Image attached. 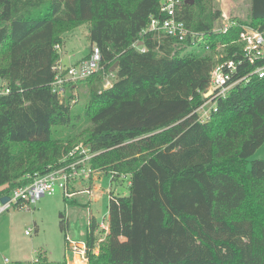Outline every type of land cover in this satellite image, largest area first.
Masks as SVG:
<instances>
[{
	"label": "trees",
	"instance_id": "16d2710c",
	"mask_svg": "<svg viewBox=\"0 0 264 264\" xmlns=\"http://www.w3.org/2000/svg\"><path fill=\"white\" fill-rule=\"evenodd\" d=\"M177 1V19L206 44L143 34L161 0H0V78L10 89L0 96L2 192L57 169L77 145L97 153L91 169L127 185L125 196L109 192L97 255L98 223L89 217L86 264H264V159L248 162L264 144V72L251 74L264 61H242L234 79L247 81L218 99L208 120L196 113L215 63L242 59V26L264 38V0H251L250 22L222 35L210 0ZM82 25L99 69L65 84L60 99L50 87L54 47ZM217 42L227 44L214 52ZM83 85L80 114L73 93ZM82 121L89 126L77 131Z\"/></svg>",
	"mask_w": 264,
	"mask_h": 264
},
{
	"label": "rangeland",
	"instance_id": "374dc122",
	"mask_svg": "<svg viewBox=\"0 0 264 264\" xmlns=\"http://www.w3.org/2000/svg\"><path fill=\"white\" fill-rule=\"evenodd\" d=\"M249 5V0H210L213 31L218 35L225 34L226 32L220 31L223 29L224 18L231 20L234 14L247 22ZM88 30V25H82L63 35L64 47L60 48V58L57 63L62 60V65H68L89 54ZM226 44L217 42L214 52L224 49ZM104 81L105 85L111 84L112 75L106 76ZM87 89V85H83L76 90V93H73L77 98L73 111L77 109L78 113H83V106L88 96ZM203 98L204 102L196 110L197 115L205 114L210 107L204 95ZM88 126L87 122L82 121L77 125V131ZM65 155H62L57 162L62 161ZM255 155L260 158H256ZM255 155H252L248 162L254 159H264V144ZM109 178L97 172L90 179L79 181L71 190L74 196L70 199H65L62 192L57 189L52 196H44L27 208L11 207L0 215V264H21L40 257L50 262L67 259L68 264L70 261L69 243L85 242L89 217H95L98 224L102 222V219L105 224L108 223L109 192L115 196L127 194L125 183L111 182ZM63 220L65 230L61 231L60 223ZM26 231H28L27 235ZM95 234L97 237L95 250H97L99 240H102L104 234L99 230ZM66 240L69 241L68 244ZM80 264L84 263L80 262Z\"/></svg>",
	"mask_w": 264,
	"mask_h": 264
},
{
	"label": "built area",
	"instance_id": "2783aa9c",
	"mask_svg": "<svg viewBox=\"0 0 264 264\" xmlns=\"http://www.w3.org/2000/svg\"><path fill=\"white\" fill-rule=\"evenodd\" d=\"M179 5L180 2L177 0H161L159 4V17L154 18L150 16L149 23L142 33L157 34L177 40L178 42H184L189 39L190 43L194 46L201 43L206 44L207 40L204 35L190 31L182 21L177 19L176 8ZM237 24L238 22L235 20L224 18L223 29L220 31L225 33L231 27L237 26ZM237 42L242 44V59L237 63L231 60L217 61L210 71L208 89L206 90L207 103L210 104V107L205 114L198 115L200 121L209 119L210 112L215 111V103L218 99L224 98L230 89L247 81L249 75L234 79L242 61L251 66L256 65L258 61H264V38L259 32L249 26L243 25ZM54 48L60 50L58 45ZM206 48L208 47L206 46ZM140 51L144 52L145 49L141 48ZM100 61V51L96 46H93L89 57L79 61L75 65L65 67L60 63H56L52 68L54 77L50 83L51 92L61 99L65 95V84L85 79L97 72ZM263 72L264 64L256 67L251 74H257L261 78L263 77ZM108 85L106 84L105 86L107 87ZM9 93L10 89L7 83L0 78V96H6ZM96 155L97 153L92 152L88 146L77 145L66 154L57 169L43 175H37L32 178L29 184L14 187L8 192H2L1 188L0 198L8 197L9 200L5 204L0 203V215L17 204L20 206L19 208H27L30 204L35 203L44 196H52L57 189L62 192L63 197L66 199L72 198L74 196V192L71 191L73 187L79 181H86L97 173L91 169L89 164L90 160ZM98 230L104 236L108 233V224H105L103 219L98 224ZM25 234L27 235L28 231ZM102 240L99 241L101 242ZM66 241L69 243L68 240ZM69 245L68 251L70 254L78 256L80 261L85 263V243L81 245L69 243ZM94 254H98V249L94 250Z\"/></svg>",
	"mask_w": 264,
	"mask_h": 264
},
{
	"label": "crops",
	"instance_id": "0c3cea01",
	"mask_svg": "<svg viewBox=\"0 0 264 264\" xmlns=\"http://www.w3.org/2000/svg\"><path fill=\"white\" fill-rule=\"evenodd\" d=\"M249 20H247V22H245V21H243V20H241L240 19V16H238V15H236V14H234L233 16H232V20H235L236 22H241V23H244V24H248L249 22H250V11H251V0H249ZM63 47H64V45H63ZM62 49V48H61ZM89 51H90V47H89ZM88 51V52H89ZM86 57V56H85ZM83 58H81V59H79V60H76V61H74V62H72V63H70V64H65V65H62V60L60 61V64L62 65V66H65V67H69V66H72V65H75V64H77L79 61H81ZM260 149V148H259ZM258 149V150H259ZM257 150V151H258ZM257 151L254 153V155L257 153ZM256 156V158H260V156H257V155H255ZM94 176V175H93ZM88 189V188H87ZM86 190V189H85ZM81 191H83V190H81ZM95 218V217H94ZM96 235V234H95ZM78 244V243H77ZM81 244H84V243H80V244H78V245H81ZM76 259L78 260V261H80V258L78 257V256H73V255H71L70 254V261H69V263L68 264H74V262H76ZM66 261H67V259H65ZM80 262H82V261H80ZM79 262V263H80ZM83 263V262H82ZM84 264H86V263H84Z\"/></svg>",
	"mask_w": 264,
	"mask_h": 264
},
{
	"label": "water",
	"instance_id": "95a60500",
	"mask_svg": "<svg viewBox=\"0 0 264 264\" xmlns=\"http://www.w3.org/2000/svg\"><path fill=\"white\" fill-rule=\"evenodd\" d=\"M192 0L190 1V4H192ZM117 67V63H114V65L110 68V72H112L115 68ZM205 98H207V95H204ZM8 197H1L0 198V203L1 204H5L6 202H8Z\"/></svg>",
	"mask_w": 264,
	"mask_h": 264
},
{
	"label": "bare ground",
	"instance_id": "6f19581e",
	"mask_svg": "<svg viewBox=\"0 0 264 264\" xmlns=\"http://www.w3.org/2000/svg\"><path fill=\"white\" fill-rule=\"evenodd\" d=\"M84 263V262H83ZM74 264H80L78 260H76V262H74Z\"/></svg>",
	"mask_w": 264,
	"mask_h": 264
}]
</instances>
